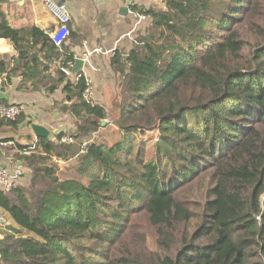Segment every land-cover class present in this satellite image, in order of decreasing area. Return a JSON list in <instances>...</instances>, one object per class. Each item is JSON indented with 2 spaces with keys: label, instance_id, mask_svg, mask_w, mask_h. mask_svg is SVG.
Listing matches in <instances>:
<instances>
[{
  "label": "trees",
  "instance_id": "16d2710c",
  "mask_svg": "<svg viewBox=\"0 0 264 264\" xmlns=\"http://www.w3.org/2000/svg\"><path fill=\"white\" fill-rule=\"evenodd\" d=\"M132 10L149 21L127 59L111 60L117 93L103 108L61 71L75 63L69 49L12 28L0 8L14 51L0 59V91L14 79L23 93L61 90L56 106L71 119L28 155L0 140L29 177L0 190V221L14 224L0 264H264V0ZM31 123L0 120L14 135Z\"/></svg>",
  "mask_w": 264,
  "mask_h": 264
},
{
  "label": "crops",
  "instance_id": "0c3cea01",
  "mask_svg": "<svg viewBox=\"0 0 264 264\" xmlns=\"http://www.w3.org/2000/svg\"><path fill=\"white\" fill-rule=\"evenodd\" d=\"M164 1L53 0L54 3H64L69 8L70 29L75 36L68 37L64 46L73 53L75 66L76 61L83 58L84 54H90L88 61L82 66L84 73L92 81L95 105L109 107L117 93V78L111 67L113 57L94 53V49L115 50L127 57L135 33L144 30L149 21L147 17L139 21L132 14V7L143 10L158 9ZM0 8L6 15L8 24L14 29L36 27L50 37L60 27L58 19L45 7L44 0H4L0 2ZM13 56L14 51L10 44L0 40V59L8 61ZM76 72L72 70L68 80L73 82ZM18 85L19 80L14 79L10 87L0 91V102L7 106L21 107L26 119L32 121L31 124L37 123L48 129L53 134V139L70 126V117L63 115L56 106L64 98L61 90L52 96L44 92L23 93L17 90ZM30 126H21L17 135L5 131V127L0 126V140L14 139L20 144L33 147L36 138ZM28 134L31 136L29 139ZM8 145L15 146L13 142ZM16 166L19 164H12L10 159L0 155V167L11 171ZM0 227H3L1 221ZM1 233L3 231L0 230V238Z\"/></svg>",
  "mask_w": 264,
  "mask_h": 264
},
{
  "label": "built area",
  "instance_id": "2783aa9c",
  "mask_svg": "<svg viewBox=\"0 0 264 264\" xmlns=\"http://www.w3.org/2000/svg\"><path fill=\"white\" fill-rule=\"evenodd\" d=\"M4 1V0H0ZM45 7L49 12H51L59 21L60 27L56 33L50 36L54 45L58 48H61L66 39L69 36V24L71 20L69 8L66 4H56L53 0H44ZM132 14L139 20H145L146 16L139 13L133 12ZM94 53L108 55L114 57L116 54L115 50H102L94 49ZM90 54H84L83 58L80 60L83 62V65L88 61ZM75 63H69L67 67L62 68L61 71L65 76L69 77L71 71L74 69ZM80 71V72H79ZM75 75L74 81L78 82L80 79L84 81V90H83V100L90 106H94L93 98V84L91 79L84 73L83 66ZM21 114H24V111L19 106H5L0 104V120L5 122L15 121ZM64 141L70 142V139H65ZM33 147L22 152V154L28 155L31 153ZM22 175L21 167L16 166L11 171L7 168L0 167V190L4 192H10L13 187L20 182V177Z\"/></svg>",
  "mask_w": 264,
  "mask_h": 264
},
{
  "label": "rangeland",
  "instance_id": "374dc122",
  "mask_svg": "<svg viewBox=\"0 0 264 264\" xmlns=\"http://www.w3.org/2000/svg\"><path fill=\"white\" fill-rule=\"evenodd\" d=\"M107 123H109V124H107ZM104 124H107V126H108V130L104 134V138H105L106 141L112 142L113 141V138H118L119 137V134L116 133V131L114 129L113 121L111 119H109L108 121L104 122ZM147 133L150 136L152 135L151 132H147ZM28 178H29L28 177V174H27L26 170H24L22 172L21 177H20L21 183L22 184L26 183L28 181ZM0 228H1L0 230L3 231V232L6 231V229L9 230V231H11V229L14 228V224L12 222H7L4 227H0Z\"/></svg>",
  "mask_w": 264,
  "mask_h": 264
},
{
  "label": "water",
  "instance_id": "95a60500",
  "mask_svg": "<svg viewBox=\"0 0 264 264\" xmlns=\"http://www.w3.org/2000/svg\"><path fill=\"white\" fill-rule=\"evenodd\" d=\"M123 11L128 12L127 9H123ZM19 54L23 55V54H26V52H20ZM123 58L124 60L127 59L126 56H124ZM82 65H83V62L81 60H77L76 66L74 67L73 72H76V71L78 72L81 69ZM30 128L36 139H45V138L53 139V134L48 129H46L45 127L37 123L31 124Z\"/></svg>",
  "mask_w": 264,
  "mask_h": 264
}]
</instances>
